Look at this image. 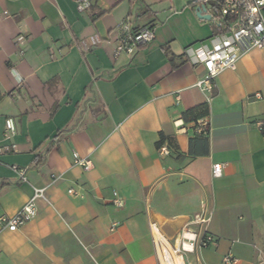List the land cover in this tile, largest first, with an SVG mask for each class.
<instances>
[{"label": "crops", "instance_id": "0c3cea01", "mask_svg": "<svg viewBox=\"0 0 264 264\" xmlns=\"http://www.w3.org/2000/svg\"><path fill=\"white\" fill-rule=\"evenodd\" d=\"M193 1L0 0V219L46 188L24 225L0 224V264H161L152 223L175 238L184 264H222L228 252L264 264V47L221 72L208 103L196 86L205 69L187 49L210 44L215 26ZM128 16L156 37L116 56ZM193 117L209 120L208 135L195 134ZM203 208L216 242L183 250L185 225Z\"/></svg>", "mask_w": 264, "mask_h": 264}, {"label": "built area", "instance_id": "2783aa9c", "mask_svg": "<svg viewBox=\"0 0 264 264\" xmlns=\"http://www.w3.org/2000/svg\"><path fill=\"white\" fill-rule=\"evenodd\" d=\"M218 6H214L211 0H194L193 4L196 8L201 4L207 7V13L210 14V21L218 29L210 38V44L200 43L198 46H192L187 49L190 61L194 66H202L205 69V75L197 82L196 86L205 94L206 101L209 103L216 93V77L226 69H235L237 62L241 57L253 49L264 47V0H215ZM118 33L116 39L115 55L127 54L134 56L141 46L149 44L155 37V28L153 26L136 27L132 23L131 16L126 17L116 27ZM18 44H24L25 38L18 36L16 38ZM261 97L260 94H257ZM263 122H257L258 127L262 130ZM194 132L196 135H208L211 130L209 120L207 118H199L193 120ZM16 131V125L13 118H7L4 127V138H12ZM15 145L12 148L15 149ZM5 147L0 146V154L3 153ZM161 154L168 153V148L163 146L160 148ZM74 163L89 169L92 166L91 160L85 159L77 152L73 153ZM223 163H214L212 173L214 176H220L223 172ZM19 174L21 180H26L25 171L18 167H14ZM60 176H53L51 183H55ZM46 188H35L31 198L26 204L11 216H3L0 224L10 230H15L24 225L38 210L37 199L45 195ZM68 193L77 195L78 192L74 188H69ZM113 203L117 207L125 206V199L114 194ZM211 212L207 208H203L199 213L195 214L193 220L185 225L182 232V249L184 250L185 242H196L200 246H209L216 240L207 231V224L210 221ZM118 223L114 222L110 230L113 231ZM198 226V231H194L191 226ZM151 231L155 243L159 246L162 240L156 237V232L161 231L156 223H152ZM190 232L191 237L186 233ZM162 234V233H161ZM163 235V234H162ZM164 236V235H163ZM181 251L180 248L176 249ZM238 259L228 252L222 258V264H238Z\"/></svg>", "mask_w": 264, "mask_h": 264}, {"label": "bare ground", "instance_id": "6f19581e", "mask_svg": "<svg viewBox=\"0 0 264 264\" xmlns=\"http://www.w3.org/2000/svg\"><path fill=\"white\" fill-rule=\"evenodd\" d=\"M161 233H162L161 231L156 232V237L162 240V243H160L158 246V252H159L161 264H184L183 255L177 253V250L174 248H173V252L175 253V255L172 254V251L168 247L169 243ZM186 235L189 237L192 236L190 232H187ZM164 240H166L165 242H167V244L164 242ZM189 247L190 246L188 242H185L184 248L187 249Z\"/></svg>", "mask_w": 264, "mask_h": 264}, {"label": "water", "instance_id": "95a60500", "mask_svg": "<svg viewBox=\"0 0 264 264\" xmlns=\"http://www.w3.org/2000/svg\"><path fill=\"white\" fill-rule=\"evenodd\" d=\"M197 15L202 19L210 20L211 16L207 13V7L205 4H201L200 6L196 7Z\"/></svg>", "mask_w": 264, "mask_h": 264}, {"label": "trees", "instance_id": "16d2710c", "mask_svg": "<svg viewBox=\"0 0 264 264\" xmlns=\"http://www.w3.org/2000/svg\"><path fill=\"white\" fill-rule=\"evenodd\" d=\"M136 1H137V0H136ZM211 3H212L214 6H218L217 1H215V0H211ZM99 15H100V13H99ZM217 30H218V29L215 27V31H217ZM193 118H194L193 120H197V119H198V117H193ZM165 140H166L165 135H164L163 133H161V135H160V140L157 142V146H158V147L162 146V145L164 144ZM170 145H171V146H176V144L173 143V142H170Z\"/></svg>", "mask_w": 264, "mask_h": 264}, {"label": "rangeland", "instance_id": "374dc122", "mask_svg": "<svg viewBox=\"0 0 264 264\" xmlns=\"http://www.w3.org/2000/svg\"><path fill=\"white\" fill-rule=\"evenodd\" d=\"M191 1V0H190ZM166 240H164V242H165ZM169 241H170V243L171 244H168V247H169V249L172 251V254H174L175 255V253L173 252V248H174V244H175V238H173V239H169ZM168 242V241H167ZM167 242H165L166 244H167ZM175 249V248H174ZM179 254H183V251H179Z\"/></svg>", "mask_w": 264, "mask_h": 264}]
</instances>
